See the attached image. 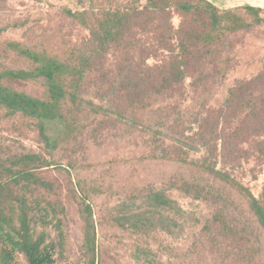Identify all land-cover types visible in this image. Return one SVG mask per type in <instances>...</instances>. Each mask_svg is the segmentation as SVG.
I'll return each mask as SVG.
<instances>
[{
	"label": "trees",
	"instance_id": "trees-1",
	"mask_svg": "<svg viewBox=\"0 0 264 264\" xmlns=\"http://www.w3.org/2000/svg\"><path fill=\"white\" fill-rule=\"evenodd\" d=\"M141 2L111 0L101 7L75 11L64 8L62 12L78 17L88 28L84 40L70 49L64 59L13 43L14 50L30 65L1 70L0 81L37 79L44 86L45 95L31 96L0 82V104L10 114L20 112L35 118L49 141L52 136L47 122L58 121L61 132L83 112L94 118L141 125L150 137V145L159 148L160 158L193 165L202 174V187L194 180L183 182L179 189L191 194L188 196L192 200L213 205L201 231H207L208 241L216 238L215 244L220 247L212 248L220 262L261 264L254 256L258 236L255 234L252 241L249 236L254 234L255 222L264 231V186L256 199L232 171L253 155L264 162V66L255 76L236 81L216 107L202 100L191 119H186L182 110L192 105H185L187 99L183 98L185 80L190 79V91L197 95L200 90L204 96L209 91L207 84H216L221 80L217 75L224 74L219 66L223 59L218 54L223 42L229 34L262 24L264 8L243 5L222 10L208 0ZM175 14L181 18L177 26L173 23ZM153 107L160 113L159 120L146 125L138 122L137 114L143 115ZM170 115L174 123L167 125ZM193 154L197 157H191ZM37 159L35 154H24L17 161L23 164ZM27 164L16 170L11 166L0 168V240L10 241L9 248L0 254L2 264H12L14 250L23 252L28 264L52 261L50 253L29 240L23 196L15 198L17 207L10 202L11 183L32 176ZM230 190L246 200L245 210L229 195ZM160 193L152 192L150 201L175 210L176 218L172 220L181 228L179 219L187 212L177 201L163 198ZM14 219L20 228L13 227ZM191 220L196 222L198 218ZM239 242L238 247L248 244L247 249L226 250ZM230 254L237 256L228 260ZM94 261L88 264H95Z\"/></svg>",
	"mask_w": 264,
	"mask_h": 264
},
{
	"label": "rangeland",
	"instance_id": "rangeland-1",
	"mask_svg": "<svg viewBox=\"0 0 264 264\" xmlns=\"http://www.w3.org/2000/svg\"><path fill=\"white\" fill-rule=\"evenodd\" d=\"M110 2L0 0V71L25 69L30 65L14 50L13 43L64 59L70 49L84 40L88 28L78 17L73 18L62 10L89 9ZM214 5L222 10L243 6ZM180 20L178 15L173 16L176 26ZM228 36L218 53L223 59L219 66L224 74L217 75L221 80L207 84L209 91L204 96L200 90L197 95L190 91L187 87L190 79L185 80V105L192 104L186 111L182 110L186 119L193 117L202 100L216 107L236 81L251 78L263 68L264 22ZM0 82L31 96L45 95V88L37 79L2 78ZM76 116L77 121L61 132L58 121L47 122L52 136L49 141L35 118L20 112L10 114L0 104V168L11 166L16 170L28 163L25 167L32 171L31 178L11 183L10 202L17 207L15 198L23 196L29 240L51 254L52 261L48 264H88L93 259L95 264H222L212 248L216 238L208 241L207 231H201L213 212V205L192 200L188 196L191 194L179 189L183 182L194 180L202 187L205 182L200 171L187 163L160 158L159 148L150 145V137L141 125L94 118L84 112ZM159 116L153 107L143 115L137 114V120L144 125L153 124ZM173 118L170 115L166 119L167 125L174 123ZM24 154H35L38 159L21 164L17 160ZM232 173L256 199L260 197L264 186L261 158L251 156ZM154 191L177 201L187 212L179 219L181 228L172 220L176 218L175 210L152 204L150 194ZM229 195L242 208L247 207L237 191L230 190ZM137 212L139 215L134 216ZM191 217H197L198 221H192ZM14 223L15 229L21 227L16 219ZM255 225L249 238L252 241L257 234L254 256L264 264V231L257 228L256 222ZM16 234L17 231L12 232L13 236ZM9 244L8 239L0 240V254ZM239 245L240 242L231 244L226 250L236 252ZM247 247L248 244L238 248ZM220 253L224 257L222 248ZM232 255L227 259L237 256ZM11 263L28 264L19 250L12 251Z\"/></svg>",
	"mask_w": 264,
	"mask_h": 264
},
{
	"label": "crops",
	"instance_id": "crops-1",
	"mask_svg": "<svg viewBox=\"0 0 264 264\" xmlns=\"http://www.w3.org/2000/svg\"><path fill=\"white\" fill-rule=\"evenodd\" d=\"M220 7H234L239 5H253L264 7V2H256L254 0H209ZM262 1V0H261ZM264 1V0H263Z\"/></svg>",
	"mask_w": 264,
	"mask_h": 264
},
{
	"label": "water",
	"instance_id": "water-1",
	"mask_svg": "<svg viewBox=\"0 0 264 264\" xmlns=\"http://www.w3.org/2000/svg\"><path fill=\"white\" fill-rule=\"evenodd\" d=\"M0 264H2V263H0Z\"/></svg>",
	"mask_w": 264,
	"mask_h": 264
}]
</instances>
